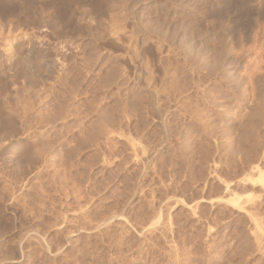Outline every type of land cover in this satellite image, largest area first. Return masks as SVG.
<instances>
[{
	"label": "rangeland",
	"instance_id": "rangeland-1",
	"mask_svg": "<svg viewBox=\"0 0 264 264\" xmlns=\"http://www.w3.org/2000/svg\"><path fill=\"white\" fill-rule=\"evenodd\" d=\"M40 1L56 28L0 32V264H264V103L225 69L229 1Z\"/></svg>",
	"mask_w": 264,
	"mask_h": 264
},
{
	"label": "bare ground",
	"instance_id": "bare-ground-1",
	"mask_svg": "<svg viewBox=\"0 0 264 264\" xmlns=\"http://www.w3.org/2000/svg\"><path fill=\"white\" fill-rule=\"evenodd\" d=\"M38 1L39 0H0V32L10 34L12 37L13 36L18 37L19 35L23 34L24 36H28V39H29V37L32 38V36H36V34L39 32V23L43 25L44 29L48 28L49 30L50 29L53 30L54 28H56L60 22L58 21V19L62 18V15H59L58 13L59 11L58 12L56 11L48 12L49 10L47 8L41 12L40 11H36L35 13L31 12L30 8L32 7L33 9L35 6L34 4H36ZM107 1L108 0H57V2L64 4L65 10L69 12V16H68L69 18L71 17L75 18L76 21L77 20L78 21L87 20V22L88 20L95 19L96 16L100 17L99 13L102 11H105L104 6H107L105 5ZM184 1L185 0H176L174 2L175 4L174 7L175 6L178 7L179 5L181 7ZM228 1H229L230 11L228 10L229 13L227 14L228 16L227 15L226 16L228 17L230 25H229V40L228 42L226 41L227 42L226 54L229 59H228V64L225 67V69L228 72L229 80L232 84V88L235 91V93L236 92L240 93V91L242 92V90L245 93L249 91L255 92V90L257 91V89H259L262 91V92L259 91L260 94L258 93L260 95L259 98L262 99V103H264V0H228ZM149 3L150 1L148 2V0H132V1L122 0L121 2L122 7L120 8L128 9L129 11L131 10L130 14L133 15L134 20L135 19L137 20L138 18L136 16L140 14L139 10H141V8L143 7L145 8L146 6H148ZM185 3L184 4L188 6L191 4L187 2ZM219 4L220 3H218V5ZM190 9L196 10L193 7H191ZM14 10L17 12H15ZM182 14L180 16H182ZM195 14H197V12H195ZM195 14H192L191 16L199 17ZM65 15H68V14L65 13ZM142 15H144V13ZM142 15L140 16L142 17ZM125 16H128V15H125ZM64 17L65 16H63V18ZM146 17L148 16L146 15ZM65 18H67V16ZM65 22H68V21H65ZM126 23H130V22H126ZM132 25H135V24L132 23ZM189 28L190 27H188V29ZM154 29L155 28H153V30ZM19 42L17 46H15L17 50L20 48V46L22 47L23 45V43L21 45ZM34 43L35 42H33V44ZM35 44L33 45L37 52V56L35 59L38 60L39 53H40L39 51L40 47L39 46L36 47ZM193 48L191 47L186 48V51L191 53L194 50ZM13 62L14 61L10 62L9 64L8 68L10 69V71H12V69L15 66V62L14 63ZM26 69H28V67L23 66V70L20 71L21 74L24 73L25 71L27 72L29 71V69L28 70Z\"/></svg>",
	"mask_w": 264,
	"mask_h": 264
}]
</instances>
